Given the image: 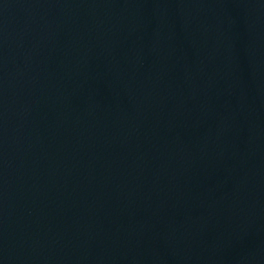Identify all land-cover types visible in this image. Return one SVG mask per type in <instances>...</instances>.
<instances>
[{"label":"water","instance_id":"water-1","mask_svg":"<svg viewBox=\"0 0 264 264\" xmlns=\"http://www.w3.org/2000/svg\"><path fill=\"white\" fill-rule=\"evenodd\" d=\"M0 264H264V0H0Z\"/></svg>","mask_w":264,"mask_h":264}]
</instances>
